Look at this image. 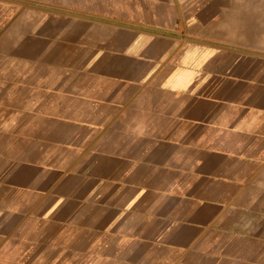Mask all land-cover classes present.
I'll use <instances>...</instances> for the list:
<instances>
[{
	"label": "crops",
	"instance_id": "1",
	"mask_svg": "<svg viewBox=\"0 0 264 264\" xmlns=\"http://www.w3.org/2000/svg\"><path fill=\"white\" fill-rule=\"evenodd\" d=\"M261 1L0 0V264H264Z\"/></svg>",
	"mask_w": 264,
	"mask_h": 264
},
{
	"label": "rangeland",
	"instance_id": "2",
	"mask_svg": "<svg viewBox=\"0 0 264 264\" xmlns=\"http://www.w3.org/2000/svg\"><path fill=\"white\" fill-rule=\"evenodd\" d=\"M250 4H261V0H249ZM264 4V0H263ZM242 15L248 16L247 19L254 20L255 24H250L251 28L255 29V33H248L249 37L247 40H244V44H246L249 48L258 49L264 52V7H249L242 8ZM254 31V30H251Z\"/></svg>",
	"mask_w": 264,
	"mask_h": 264
}]
</instances>
